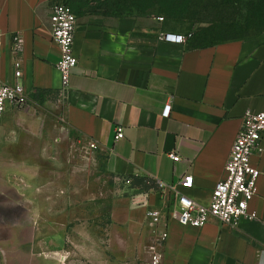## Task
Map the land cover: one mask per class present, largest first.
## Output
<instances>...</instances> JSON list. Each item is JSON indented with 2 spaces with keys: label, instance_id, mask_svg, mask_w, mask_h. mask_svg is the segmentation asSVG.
Returning a JSON list of instances; mask_svg holds the SVG:
<instances>
[{
  "label": "crops",
  "instance_id": "1",
  "mask_svg": "<svg viewBox=\"0 0 264 264\" xmlns=\"http://www.w3.org/2000/svg\"><path fill=\"white\" fill-rule=\"evenodd\" d=\"M61 1L0 0V81L14 83L13 63L19 59L29 98L27 108L0 118V201L27 202L28 211L44 206V178L35 177L32 167L34 156L44 161V128L34 105L57 96L64 126L96 144L111 174L129 185L138 178L167 186L166 191L126 186L110 201L108 251L127 254L153 242L155 227L146 214L174 205L171 188L209 204L245 113L264 112V41L213 42L196 35L184 44L170 43L159 39L163 33L154 20L92 9L76 17L77 67L61 96L59 50L49 21L51 8ZM17 34L23 47L14 56ZM167 105L171 110L164 117ZM117 127L123 138L115 142ZM251 164L260 172L249 204L256 218L236 227L210 220L193 228L166 217L159 225L168 234L159 247L161 264H264V153ZM185 176L192 178L191 188L179 186ZM61 260L46 256L33 264Z\"/></svg>",
  "mask_w": 264,
  "mask_h": 264
},
{
  "label": "rangeland",
  "instance_id": "2",
  "mask_svg": "<svg viewBox=\"0 0 264 264\" xmlns=\"http://www.w3.org/2000/svg\"><path fill=\"white\" fill-rule=\"evenodd\" d=\"M76 17L92 9L103 15L154 20L161 33L206 41H264V0H63ZM161 19V21L159 20ZM56 96L36 101L44 128V161L34 156L35 177L44 178V206L0 201V264H33L64 258L61 264H150L144 247L108 251L110 201L126 186L107 166V157L71 134L60 120ZM21 206V207H19ZM60 257V258H59Z\"/></svg>",
  "mask_w": 264,
  "mask_h": 264
},
{
  "label": "built area",
  "instance_id": "3",
  "mask_svg": "<svg viewBox=\"0 0 264 264\" xmlns=\"http://www.w3.org/2000/svg\"><path fill=\"white\" fill-rule=\"evenodd\" d=\"M161 21V19H159ZM50 35L53 43L59 50V61L56 70L60 80L61 96L66 94L72 71L77 67V59L74 56V36L76 29V15L73 10L62 3H56L51 8ZM159 39L170 43L184 44L190 39V35L160 34ZM23 39L17 34L12 38V52L14 56L21 53ZM1 58V51H0ZM14 83L6 84L0 81V118L12 110H22L28 107L29 98L20 80L22 78L21 61L15 59ZM171 106H165L162 116L168 117ZM123 138V128L115 129L114 141ZM264 140V112L245 113L240 131L232 145L229 159L225 166L224 178L216 184L211 192L208 205H202L184 194L174 191L175 203L172 207L164 210H149L147 218L155 227L152 231L153 242L148 245L147 250L150 264H161V253L159 247L167 239L166 229H160L162 219L169 217L176 220L183 227L201 228L210 220L236 227L241 220L252 221L256 214L249 212V204L257 194V180L260 172L252 166L251 159L264 153L262 142ZM89 149H97L94 142L89 141ZM173 161L178 162L179 156L170 155ZM128 184L130 182H127ZM179 186L188 189L192 186L191 177H183ZM158 191H166L167 186L159 181L155 182Z\"/></svg>",
  "mask_w": 264,
  "mask_h": 264
},
{
  "label": "trees",
  "instance_id": "4",
  "mask_svg": "<svg viewBox=\"0 0 264 264\" xmlns=\"http://www.w3.org/2000/svg\"><path fill=\"white\" fill-rule=\"evenodd\" d=\"M131 186L133 189H138L141 191H148L154 189L155 185L151 180L148 179H132Z\"/></svg>",
  "mask_w": 264,
  "mask_h": 264
},
{
  "label": "water",
  "instance_id": "5",
  "mask_svg": "<svg viewBox=\"0 0 264 264\" xmlns=\"http://www.w3.org/2000/svg\"><path fill=\"white\" fill-rule=\"evenodd\" d=\"M136 193H141V192H138V191H137Z\"/></svg>",
  "mask_w": 264,
  "mask_h": 264
}]
</instances>
